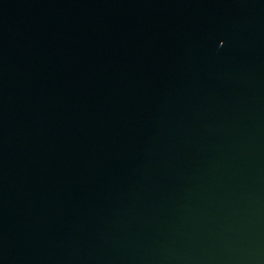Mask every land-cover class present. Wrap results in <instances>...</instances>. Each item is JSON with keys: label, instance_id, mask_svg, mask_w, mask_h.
I'll return each mask as SVG.
<instances>
[{"label": "water", "instance_id": "95a60500", "mask_svg": "<svg viewBox=\"0 0 264 264\" xmlns=\"http://www.w3.org/2000/svg\"><path fill=\"white\" fill-rule=\"evenodd\" d=\"M0 264H264V0H0Z\"/></svg>", "mask_w": 264, "mask_h": 264}]
</instances>
